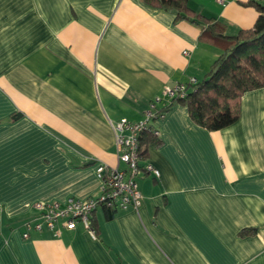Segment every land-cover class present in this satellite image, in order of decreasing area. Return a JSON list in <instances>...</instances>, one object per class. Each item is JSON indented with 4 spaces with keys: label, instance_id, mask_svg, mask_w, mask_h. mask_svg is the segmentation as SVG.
Returning a JSON list of instances; mask_svg holds the SVG:
<instances>
[{
    "label": "crops",
    "instance_id": "crops-1",
    "mask_svg": "<svg viewBox=\"0 0 264 264\" xmlns=\"http://www.w3.org/2000/svg\"><path fill=\"white\" fill-rule=\"evenodd\" d=\"M246 0H190L227 33L258 17ZM200 24L143 0H0V264H264V87L230 126L175 103L142 144L160 172L138 208L23 234L38 201L100 195L97 168H125L113 124L144 119L166 84L202 79L220 50ZM188 51V54L185 53Z\"/></svg>",
    "mask_w": 264,
    "mask_h": 264
},
{
    "label": "trees",
    "instance_id": "trees-1",
    "mask_svg": "<svg viewBox=\"0 0 264 264\" xmlns=\"http://www.w3.org/2000/svg\"><path fill=\"white\" fill-rule=\"evenodd\" d=\"M190 0H143L147 5L173 10L177 20H187L202 26L200 40L217 46L219 55L206 75L196 82H186L184 96H176L165 103L162 109L169 110L175 103L187 106L190 116L209 130L222 129L235 123L241 116L243 95L264 87V2L246 0L258 10L255 24L241 29L236 34L227 33V25L221 20L196 12ZM142 144L158 145L159 136L152 131L141 135ZM147 148H141L145 157ZM108 217L115 209L105 207ZM95 232L98 228L92 222Z\"/></svg>",
    "mask_w": 264,
    "mask_h": 264
},
{
    "label": "built area",
    "instance_id": "built-area-1",
    "mask_svg": "<svg viewBox=\"0 0 264 264\" xmlns=\"http://www.w3.org/2000/svg\"><path fill=\"white\" fill-rule=\"evenodd\" d=\"M259 1L264 2V0ZM185 53L188 54V51L185 50ZM196 81V78H192L189 82ZM186 89V82L166 84L162 94L145 111L143 120L131 122L123 118L115 122L113 127L116 131L119 159L126 167L108 168L101 164L97 168L98 175L103 180L101 193L97 197L85 200L69 198L65 204L56 201L34 203L32 208L36 211V215L33 219L25 222L26 230L23 235L28 237L32 230H42L44 227L58 235V226L73 229L78 223H83L90 232L95 234L91 218L99 206L112 209L129 206L138 208L143 198L138 178L146 172H153L156 176L160 175L159 170L151 163H146L143 166L140 164L142 158L141 135L145 131H152L155 135H160L154 122L165 117L167 110L162 107L174 97L184 96Z\"/></svg>",
    "mask_w": 264,
    "mask_h": 264
}]
</instances>
